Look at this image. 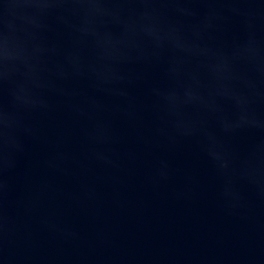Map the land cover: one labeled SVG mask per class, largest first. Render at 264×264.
<instances>
[{"label":"water","instance_id":"water-1","mask_svg":"<svg viewBox=\"0 0 264 264\" xmlns=\"http://www.w3.org/2000/svg\"><path fill=\"white\" fill-rule=\"evenodd\" d=\"M0 264H264V0H0Z\"/></svg>","mask_w":264,"mask_h":264}]
</instances>
